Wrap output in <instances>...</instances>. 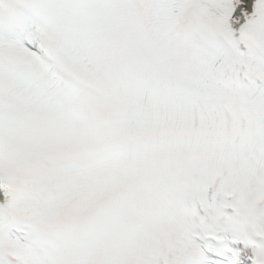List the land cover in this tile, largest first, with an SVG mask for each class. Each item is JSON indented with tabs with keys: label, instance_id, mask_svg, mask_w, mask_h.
<instances>
[{
	"label": "snow or ice",
	"instance_id": "obj_1",
	"mask_svg": "<svg viewBox=\"0 0 264 264\" xmlns=\"http://www.w3.org/2000/svg\"><path fill=\"white\" fill-rule=\"evenodd\" d=\"M0 264H264V0H0Z\"/></svg>",
	"mask_w": 264,
	"mask_h": 264
}]
</instances>
